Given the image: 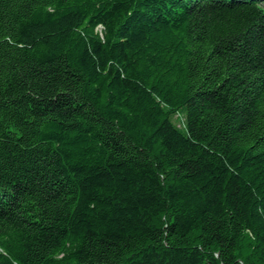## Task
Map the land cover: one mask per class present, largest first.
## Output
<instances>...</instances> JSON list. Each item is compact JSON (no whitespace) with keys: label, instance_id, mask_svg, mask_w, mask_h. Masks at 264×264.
Wrapping results in <instances>:
<instances>
[{"label":"trees","instance_id":"trees-1","mask_svg":"<svg viewBox=\"0 0 264 264\" xmlns=\"http://www.w3.org/2000/svg\"><path fill=\"white\" fill-rule=\"evenodd\" d=\"M0 264H264V0H0Z\"/></svg>","mask_w":264,"mask_h":264}]
</instances>
